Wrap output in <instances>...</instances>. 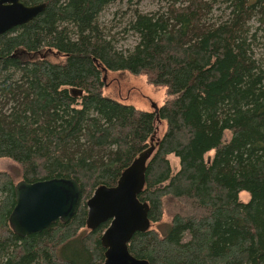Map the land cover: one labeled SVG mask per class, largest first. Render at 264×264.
Here are the masks:
<instances>
[{"label":"trees","instance_id":"obj_1","mask_svg":"<svg viewBox=\"0 0 264 264\" xmlns=\"http://www.w3.org/2000/svg\"><path fill=\"white\" fill-rule=\"evenodd\" d=\"M22 1L45 6L0 34V158L19 164L27 182L72 177L80 197L67 222L19 237L8 223L14 184L0 173V264H101L109 221L88 229L86 200L116 183L160 122L137 196L150 226L132 235L128 251L148 264H264V61L254 50L264 0L134 9L123 28L135 35L131 48L119 47L98 16L132 0ZM102 68L147 75L167 99L149 111L108 97ZM175 198L200 212L151 228ZM84 227L87 235L77 234Z\"/></svg>","mask_w":264,"mask_h":264},{"label":"water","instance_id":"obj_2","mask_svg":"<svg viewBox=\"0 0 264 264\" xmlns=\"http://www.w3.org/2000/svg\"><path fill=\"white\" fill-rule=\"evenodd\" d=\"M44 6V2L26 5L22 0H0V34L31 20ZM71 91L73 94L82 93L74 88ZM153 109L157 110V106ZM154 134L148 147L121 171L113 186H97L86 200L85 225L88 229L109 221L100 236L104 248L102 264H148L145 259L133 256L127 244L134 233L144 232L150 226L149 205L137 196L144 186L147 161L159 142ZM13 192L15 202L8 216L9 227L15 235L25 237L43 229L49 230L56 220L67 222L75 213L80 185L72 177L33 182L19 180L14 184Z\"/></svg>","mask_w":264,"mask_h":264},{"label":"rangeland","instance_id":"obj_3","mask_svg":"<svg viewBox=\"0 0 264 264\" xmlns=\"http://www.w3.org/2000/svg\"><path fill=\"white\" fill-rule=\"evenodd\" d=\"M163 5L162 0H132L127 2H114L105 7V9L98 16V21L107 34L115 36V42L119 47L131 48L135 41V35L131 32L124 33L123 28L131 19L134 9L141 12H150ZM252 26L255 23H251ZM261 33V32H260ZM257 38L259 45L254 48L256 56L264 61V34H259ZM102 78H104L103 94L122 101L123 103L135 106L138 109L151 111L154 106H160L166 99L167 95L164 87L152 85L147 75L139 74L133 75L127 71H103ZM165 125L160 122L155 129L156 136H161L164 132ZM228 134H225V138ZM212 152L208 153L206 157L211 156ZM169 160L173 170L177 169V159L169 155ZM0 173L7 174L11 178L13 184L22 179V168L19 164L7 159L0 158ZM241 200H247L246 193H240ZM87 210V207H86ZM181 213L183 215L198 214L199 209H196L194 204L184 198H175L166 200L164 203V210L160 221L152 223L151 228L161 230L164 225L170 220L173 213ZM86 231V232H85ZM89 230L85 227L80 229L77 234L87 235Z\"/></svg>","mask_w":264,"mask_h":264},{"label":"flooded vegetation","instance_id":"obj_4","mask_svg":"<svg viewBox=\"0 0 264 264\" xmlns=\"http://www.w3.org/2000/svg\"><path fill=\"white\" fill-rule=\"evenodd\" d=\"M42 3V2H41ZM34 5V4H33ZM21 180H24V179H21ZM102 264V263H101Z\"/></svg>","mask_w":264,"mask_h":264}]
</instances>
